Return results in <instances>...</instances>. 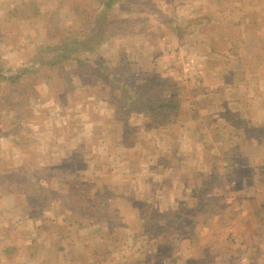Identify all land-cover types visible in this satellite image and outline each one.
<instances>
[{
    "label": "crops",
    "instance_id": "obj_1",
    "mask_svg": "<svg viewBox=\"0 0 264 264\" xmlns=\"http://www.w3.org/2000/svg\"><path fill=\"white\" fill-rule=\"evenodd\" d=\"M63 2L0 0V21L10 26L18 21L32 22L22 15L21 6L32 4L40 13H52L64 9ZM122 2L128 6L122 11V18L127 19L133 1ZM174 2L189 8L182 17L184 20L178 21L181 27L190 16L188 19L195 22L190 24L189 21L192 31L196 32V25L202 21L211 29L209 36L203 33L200 41L193 36V41L185 45L191 54L196 44L206 53L200 59L191 57L200 64L192 67L193 75L186 77V82L190 81L194 89H189L191 94L182 98V102L179 100V108L171 120L161 124L144 111L130 112L126 116L128 129H136V138L132 141L125 130H120L118 121L121 120L110 104L108 112L113 117L110 121L117 119L118 124H115V133H108L107 138L102 132L99 141L93 140L95 143L89 140L94 136L91 130L81 133L82 125L94 126V118L90 114L80 118L81 104L76 102V107L68 104H75L73 96H67L65 102L63 93L68 85L61 78L62 69L74 68L76 63L44 62L43 71L42 64L20 60L13 47L6 48L8 56L2 58L6 59L8 67L0 76V84L16 81L11 77L19 72V79L37 70L44 72V125L34 124L26 111L22 113L19 109L8 110L5 116L10 118L9 122L0 125V264H17L19 250L29 254L22 260L24 264H240L244 260L264 264V249L259 244L260 240L264 242L261 233L264 231V162L257 160L264 159V50L260 45L264 42V0ZM198 13L207 17H195L201 16ZM69 14V20L74 22V10ZM39 20L43 21L42 16ZM49 21L50 18L44 27ZM47 31L44 30V51L56 43ZM11 32L15 31L9 29L6 38L14 34ZM177 33L171 30L170 38L177 39ZM128 34L123 32L114 37L112 54L120 50L127 52ZM250 38H255L258 47L255 52L261 56L255 58V63L247 62L249 59L240 62V67H246L240 68L241 71H251L241 72L250 77L249 81L231 84L224 75L216 73L226 72L230 67L232 70L237 65L221 63L219 57L236 49H240L237 58L248 57L253 52L250 46L248 48ZM222 41L226 43L223 50L217 47ZM177 48L169 53L174 58L181 57ZM73 75L74 70H71ZM53 83L56 90L50 87ZM61 88H64L63 93ZM87 94L89 99L93 98ZM39 112L42 111L35 114ZM1 113L6 114L4 110ZM246 114L250 117H245ZM234 116H239L238 122ZM249 146L257 149L250 151ZM245 164L254 171L252 175L246 173ZM63 166L71 169H62ZM35 169L47 174L38 172L40 177H37L33 173ZM54 169L71 173L72 179L80 183L92 182L93 189L80 196L67 194L64 177L52 173ZM206 196H225V205L196 210L192 219L191 213L199 198ZM68 197L82 199L81 204L69 203ZM232 205L235 206L233 217L240 221L229 227L226 216ZM254 214L262 215L260 225L253 221ZM114 218L118 222L112 224L110 219ZM221 218H224L226 231L220 240L219 237L212 239V227L220 225ZM209 229H212L211 234ZM182 230L189 233L179 232ZM248 230L259 231L254 245L251 238L246 237ZM24 232L28 236L18 239ZM118 233L123 234L120 241L114 237ZM230 235L233 238H229ZM103 237L104 251L100 254L97 246ZM236 238H240L241 244L234 243ZM123 242L122 255L116 257L115 252ZM220 243L246 247L234 262L222 254L226 246ZM66 247H86L92 251L84 255L79 251L81 254L74 256ZM163 249L171 254H164Z\"/></svg>",
    "mask_w": 264,
    "mask_h": 264
},
{
    "label": "rangeland",
    "instance_id": "obj_2",
    "mask_svg": "<svg viewBox=\"0 0 264 264\" xmlns=\"http://www.w3.org/2000/svg\"><path fill=\"white\" fill-rule=\"evenodd\" d=\"M44 1V0H43ZM77 0H64L63 6H66L64 9H58V11H54L52 13H46L44 11L43 13L38 12L36 7L32 4L24 5L19 8L22 15L32 19V22H22L18 21L14 23L15 26H10L7 23L0 21V76H2V73L6 72V69L8 65L6 66V59L2 58L4 56H8V53H6L7 47H13L17 53V57L21 60H25V62H33V63H40L42 64V69L44 68V59H50V57L54 56L55 53H63V49L59 48L54 52L50 51H44V30L47 31L51 38H54L56 40L55 44L62 45L64 40L66 39V43L68 47H73L72 41L68 40L69 38H73L76 35H80L82 37L87 36L89 28L87 27L88 24H90V27L94 28L95 26H91L92 22H95L97 25H99V22L96 18L91 19L89 15L96 14L101 17L106 16L107 23L104 25V27L100 26L101 29H106L105 33L101 36H104L103 42L99 45L98 50L91 51L90 53L81 54V52H78L74 55L81 54L82 59H86L85 63L78 64L76 63V60L74 57L69 58V62L76 63L74 68L68 69L63 68L61 72V78L68 86H66L67 91L62 92L64 88H61L60 91L65 94L64 99L67 103V96L71 97L73 96L74 102L70 104L71 106L75 105L76 102L80 103V111L82 115L80 118H83L85 116H89V114L94 118V126H81V133H88L90 130L92 132L93 138L89 137V140L94 142L93 140H98L102 137V132H104L107 135L108 133L113 134L116 131L115 124L120 126V130L123 129L128 134L129 140L132 141V138H136V129L131 128L128 129L127 124H125L127 117L122 114L121 106H118V102L115 101V97H120V92L115 89L112 85H110L109 81H111L114 85L118 83V81H127L129 79L130 82H137L141 83L143 80H146L152 76H154V80H162L163 85H161L160 82H156L160 87H167L168 91L167 93L169 95H175L181 99L184 98L186 95L191 94L189 89H194V86L189 85V82H186L187 75H193L191 71H193L195 65L197 67L200 66V64L191 57L199 58L201 56H205L204 53L206 51H201L202 46H197L194 49V53L191 54L190 49H188L185 45L187 43H190V41H193V36H196V41H200L201 35L204 33L205 36H209L211 33V29L208 27H205V22L202 21V23L196 25V32L194 30L192 31L193 27L190 24H195L194 21H191L188 19L190 16L186 17L188 21H186V25L183 23L182 27L181 22L184 20L182 17L187 15L188 9L185 8V6L180 7L178 4L174 2V0H130L133 1L128 4H130L129 7H131V11L129 15L127 16V21H122V11L127 10L125 7V2H122V0L118 1L113 5V7L110 9V11L105 13H100L98 11L101 6H98V2L102 0H83L84 4L87 6L80 7V11L83 10V8L86 10L83 15L82 14H76V20L73 22L69 20L71 18L69 11L73 10L71 4H74ZM155 1V2H154ZM57 4V0H56ZM65 4V5H64ZM70 4V6H69ZM82 4V3H81ZM62 5V3H61ZM62 6V7H63ZM97 6V7H95ZM207 6L206 8H208ZM196 9H199V7H195ZM205 8V10H206ZM207 13V12H205ZM201 16H195V17H207V14H199ZM30 16V17H29ZM42 16L43 21H40L39 18ZM39 17V18H38ZM73 17V16H72ZM48 18L51 19L49 21L48 25H46ZM181 19V20H180ZM90 20V21H89ZM190 21V24H189ZM188 28H187V27ZM203 27V28H202ZM182 28V29H181ZM9 29L14 30L15 32L13 35H10L6 38V35L8 34ZM172 30V32L177 33V39L170 38L169 32ZM100 31L96 32L97 37L94 38V41H97L101 36L99 34ZM129 33L127 40V52H116L115 54H112L111 51L112 46H114L116 39L114 37H117L120 33ZM213 32V31H212ZM224 35V34H222ZM14 36V37H13ZM244 41V40H243ZM250 43L248 45L251 47L250 50H253V54L250 53L248 57H240L237 58V53L240 51V49H236L234 52H226L225 55L223 54L221 57L215 55L216 57L220 58V62L227 61L233 62L237 66H233L232 70L228 68L226 72L216 73V74H222L224 75V79L228 81L231 84L236 83H246V81H249V76L243 75L244 73L241 72H251L245 69V71H241V69L246 67H240V62H246V59H249L247 62H253L255 63V58L260 57L258 53H256V49L258 48L256 44L254 43L255 38L249 39ZM246 42V41H244ZM182 43H185L183 46ZM259 44V41L256 42ZM54 44V43H53ZM125 44V43H124ZM122 45V43H121ZM255 45V46H254ZM260 45L263 46L264 50V42L260 43ZM177 46L178 50L180 49V55L181 57L177 55L176 58L172 54H169L173 51V49ZM226 46V43L222 41L218 44L217 47L219 49H224ZM168 47V48H167ZM173 49H172V48ZM246 48V47H245ZM172 49V50H171ZM177 50V51H178ZM250 51V52H251ZM21 52V53H20ZM23 53V54H22ZM46 53V54H45ZM49 53V54H48ZM68 53V52H67ZM264 53V52H263ZM221 55V54H219ZM225 56V58L223 57ZM264 57V54L262 55ZM200 59V58H199ZM18 61V60H17ZM193 62V63H192ZM90 65V66H89ZM220 63L217 65L219 67ZM193 67V68H192ZM241 68V69H240ZM67 69V70H65ZM71 70H74L73 77L71 76ZM44 71V69H43ZM196 71V70H195ZM69 72L70 74H68ZM191 72V74H188ZM233 72H237L238 74L233 75ZM198 73V71H197ZM241 73V74H240ZM216 74L214 77L216 78ZM226 74V75H225ZM60 75V74H59ZM233 77H232V76ZM14 76V75H12ZM63 76V77H62ZM56 79L60 80V77H58L55 74ZM189 78V77H187ZM22 79V80H21ZM0 81H2V78H0ZM75 83H72V82ZM4 83V84H2ZM187 83V84H186ZM132 84V83H130ZM166 85V86H165ZM169 85V86H168ZM51 88H55L56 90V84L53 83ZM244 89V88H243ZM248 89V88H247ZM73 92L71 93V91ZM171 90H175L173 93H171ZM199 90V88H198ZM53 91V90H52ZM111 91V92H110ZM197 91V90H196ZM90 93L93 98L89 99L88 94ZM128 98V97H127ZM72 100V99H71ZM130 100V99H129ZM84 101H87L85 104ZM131 101V100H130ZM128 101V103H131ZM124 103V102H123ZM202 105H206L208 103L200 102ZM109 104L116 110V117L117 119L114 120V122L110 121V113L108 112V109H110ZM184 104V103H183ZM10 109H19L24 113L23 111H26V114L28 116V119H31L34 124L38 125H44V72L42 73L41 70H37L34 73L30 72L27 73V75H24V77H21L20 79H17L16 81H9L6 83V81L1 82L0 84V125L3 122H9L10 118L6 117L8 116V110ZM125 109H128V107H125ZM2 110L5 111L6 114H2ZM35 111H42L39 112L38 115L35 114ZM6 115V116H5ZM239 117V116H238ZM234 116L235 121H239V118ZM245 117H250L249 114H246ZM22 118V117H21ZM160 118H157L159 120ZM131 121V120H130ZM132 121H135L133 118ZM83 122V121H81ZM138 136V135H137ZM133 139V140H134ZM235 139L240 140V137H235ZM85 140H88L87 137H85ZM95 143V142H94ZM248 146V144H245ZM251 150L257 149L252 148L251 146L248 147ZM259 163L263 164L264 159L261 161V158H257ZM70 168V167H69ZM67 166H63L62 169H69ZM71 169V168H70ZM81 169V168H80ZM244 169L246 173H252L253 170H249L247 165L245 164ZM81 171V170H80ZM38 172H42V175H46L47 172L44 170H36L33 171V173L40 177V174ZM52 172V171H51ZM261 171L258 170V173ZM52 173L58 174L59 176H63V183L65 184V189L67 194H76L80 196L83 192L91 191L92 188V182H85L80 183L74 178L72 179L71 173H65L61 170H56ZM73 174V173H72ZM225 184V183H224ZM99 190V188H97ZM103 190V189H102ZM213 194V193H211ZM74 195V196H76ZM69 198V197H68ZM225 198V196H224ZM222 197L217 198L216 196H206V198H199V201L197 202L195 208L192 211V219L193 216H196V210H200L201 208L204 209L205 207L211 208L212 205H225V200ZM70 200V198L68 199ZM67 200V201H68ZM75 201V205L78 206L81 204L82 199L79 198H73V200H70L69 203H72ZM263 204V203H262ZM232 208L227 209V221L230 223L229 227L236 223L237 217H233V209L234 205L231 206ZM246 207V206H245ZM247 208V207H246ZM77 209V208H76ZM183 212L184 210L181 209ZM179 215V214H178ZM247 215V213H246ZM262 215L257 214L253 215L252 219L256 222V225H260V217ZM183 217V216H182ZM221 224L217 225L214 228V231H211L209 229V233L212 232V239H215L216 237L222 236V234L226 231L223 227L224 224V218H221ZM115 224L118 222V219H110ZM262 220V219H261ZM115 221V222H114ZM252 222V224H254ZM213 224V223H211ZM186 227V226H185ZM186 231H188L187 228H185ZM184 230V229H183ZM179 231V232H183ZM121 231V230H120ZM211 231V232H210ZM119 232V230L116 231V233ZM185 234H188L189 232H183ZM264 235V231L261 232ZM258 234L259 231H253L252 233L247 232L246 237L251 238V241L254 245V243H257L258 241ZM28 235H25L24 233H21L17 236L18 239H24ZM31 236V235H30ZM117 241L122 240L123 234L118 233L114 236ZM229 238H233L231 235ZM104 241L105 237L99 241V245L97 246V250L100 251V254L104 251ZM19 242V240H18ZM235 244L240 243V238L235 239ZM238 244L237 246H227L225 243H220L219 245L226 246L222 249V254L227 255L231 258L234 262H236L237 258L242 253V249L246 247V245H243L244 247L240 246ZM260 247L263 250L264 249V242H261L260 240ZM124 242L119 246L120 249L115 252L116 257H120L122 255V248H123ZM240 246V247H239ZM221 247V248H222ZM229 247V248H227ZM66 251H69L71 255H78V252H89L92 251L88 248H75V247H66ZM256 248V247H254ZM89 250V251H88ZM65 249L62 251L64 252ZM259 251V250H258ZM79 252V254H81ZM164 254H171L169 251L162 250ZM252 254L255 251H250ZM216 253V252H215ZM263 256L262 253H258ZM29 254H24L22 250L18 251V259L17 264H24L22 262L23 259H27ZM25 256V258H24ZM40 258L42 259L44 257V252L39 254ZM102 258V257H101ZM84 262V261H83ZM152 262V261H151ZM251 262V261H250ZM64 263V262H63ZM242 264H250L248 261L244 260L241 261ZM240 263V264H241ZM70 264H74L71 263ZM86 264V262H85ZM121 264V263H120Z\"/></svg>",
    "mask_w": 264,
    "mask_h": 264
},
{
    "label": "trees",
    "instance_id": "obj_3",
    "mask_svg": "<svg viewBox=\"0 0 264 264\" xmlns=\"http://www.w3.org/2000/svg\"><path fill=\"white\" fill-rule=\"evenodd\" d=\"M118 1L120 0H102L100 1L101 8H99L98 11L100 13L106 14V12L110 11L113 5ZM83 6H87L84 4V1L77 0L72 7L75 14L83 15L84 13H87L85 12L86 10L84 8L80 11V7ZM89 16L91 19L96 18L99 22V25L102 27H104V25L107 23V20L105 19L106 16L105 18L99 16V14H93ZM122 21L125 22L127 21V19L123 18ZM93 25L95 26L94 28L90 27V24H88L87 27L89 28V31L87 36L82 37L80 35H76L73 38L68 39L72 41L73 47L67 46V43L65 42L66 39L64 40L62 45H49L47 49L48 51L55 53L57 49L62 48L63 53H55V55L52 56L50 59H44V62H48L49 64L53 65L63 61H68L70 57H74L76 63H78L79 65L85 63L86 59H82V56L80 55L98 50L99 45L103 42L102 40L104 39V36L101 35L104 34L106 31L105 28L104 30L101 29V27H99V25H97L95 22L91 23V26ZM98 31H100L99 34L101 37L97 41L93 42L94 38L97 37L96 32ZM78 52H81V54H78L76 57V55L74 54ZM20 76L21 75L19 72L11 78H14L13 80H17ZM154 76L143 80L141 83H133L134 81L130 82L129 79H127V81H118V83L114 85L111 81H109L110 85L115 87V89L120 92L121 98L115 97L114 99L116 102H118V106H121L123 115L128 116L130 112L144 111L147 113H151L153 119L160 118L159 120L161 124L167 122L168 120H171L172 115L179 108V98L175 95H169L167 93V87H160L161 85H163V81L160 79L154 80ZM157 81L160 82L161 85L156 83ZM174 91L175 90H171V93H173ZM128 101H130L131 103H128ZM125 107H128V109H125Z\"/></svg>",
    "mask_w": 264,
    "mask_h": 264
}]
</instances>
